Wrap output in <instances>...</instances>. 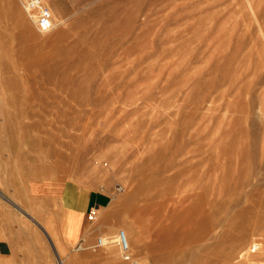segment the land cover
<instances>
[{
  "label": "rangeland",
  "instance_id": "obj_1",
  "mask_svg": "<svg viewBox=\"0 0 264 264\" xmlns=\"http://www.w3.org/2000/svg\"><path fill=\"white\" fill-rule=\"evenodd\" d=\"M42 2L0 0V264H264V0Z\"/></svg>",
  "mask_w": 264,
  "mask_h": 264
},
{
  "label": "bare ground",
  "instance_id": "obj_2",
  "mask_svg": "<svg viewBox=\"0 0 264 264\" xmlns=\"http://www.w3.org/2000/svg\"><path fill=\"white\" fill-rule=\"evenodd\" d=\"M52 22V29L55 28V23L53 21V19H51ZM51 29V30H52ZM50 30V31H51ZM49 32V31H48ZM47 33V32H45ZM209 222H205V223H200L199 225H197L195 228L198 230V235L197 238L202 239V238H206L208 237V235L212 232V230L214 229H207ZM218 225V224H217ZM219 228V227H218ZM88 229V228H87ZM222 229V228H221ZM89 233V232H88ZM222 233V231H221ZM212 234V233H211ZM107 235V233H106ZM215 236V235H214ZM222 237V236H221ZM196 238V240H197ZM213 238V237H212ZM218 238V237H216ZM215 238V239H216ZM214 239V238H213ZM100 246H105L106 247V255L110 258H122L124 261H131V264H143V262L139 259L137 260H133L131 256L132 255V251L134 249L137 248H141V244H142V239L140 236V233L137 229H133L130 225H127L126 223L123 224V227L121 230H118L117 233L115 235H109L106 237H102L100 239ZM203 240V239H202ZM205 240V239H204ZM194 241V240H193ZM192 242V241H191ZM218 242V240H217ZM194 243V242H193ZM207 243V242H206ZM212 243V242H211ZM200 244V243H199ZM197 244V245H199ZM203 244V243H202ZM208 244V243H207ZM215 245V244H214ZM174 247V246H173ZM203 247V246H202ZM206 247V246H204ZM211 247V244L210 246ZM198 248V247H197ZM196 248V249H197ZM195 249V248H194ZM195 249V250H196ZM203 249V248H202ZM205 251H207V249L205 248ZM134 252V251H133ZM199 252V251H198ZM194 253V252H193ZM204 253V252H201ZM200 254V253H199ZM200 256V255H199ZM134 257V256H133ZM203 258V255L200 256ZM201 258V259H202ZM200 259V258H198ZM181 260V259H180ZM58 264H62V260L58 257Z\"/></svg>",
  "mask_w": 264,
  "mask_h": 264
},
{
  "label": "built area",
  "instance_id": "obj_3",
  "mask_svg": "<svg viewBox=\"0 0 264 264\" xmlns=\"http://www.w3.org/2000/svg\"><path fill=\"white\" fill-rule=\"evenodd\" d=\"M27 18L33 23L40 33L48 32L52 29L50 10L42 0H18ZM88 221L92 222L96 218V211L90 210ZM100 244V240H98Z\"/></svg>",
  "mask_w": 264,
  "mask_h": 264
},
{
  "label": "crops",
  "instance_id": "obj_4",
  "mask_svg": "<svg viewBox=\"0 0 264 264\" xmlns=\"http://www.w3.org/2000/svg\"><path fill=\"white\" fill-rule=\"evenodd\" d=\"M109 199H111V196L108 195ZM103 197H100V196H89L86 200V204L82 207H77V208H74V207H68L67 208V211L68 213L72 214V215H77V216H80V217H83L86 215V217H88V213L90 212V210H95L96 213L99 212V205L103 204ZM86 213V214H85ZM88 219V218H87Z\"/></svg>",
  "mask_w": 264,
  "mask_h": 264
}]
</instances>
